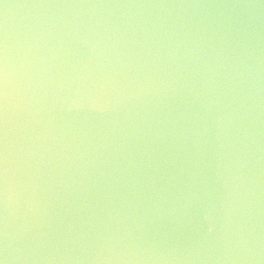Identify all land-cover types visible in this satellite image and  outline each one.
I'll return each mask as SVG.
<instances>
[{"label": "water", "instance_id": "1", "mask_svg": "<svg viewBox=\"0 0 264 264\" xmlns=\"http://www.w3.org/2000/svg\"><path fill=\"white\" fill-rule=\"evenodd\" d=\"M4 264H264V0H0Z\"/></svg>", "mask_w": 264, "mask_h": 264}, {"label": "snow or ice", "instance_id": "2", "mask_svg": "<svg viewBox=\"0 0 264 264\" xmlns=\"http://www.w3.org/2000/svg\"><path fill=\"white\" fill-rule=\"evenodd\" d=\"M6 106H7L6 68L4 65L3 57L2 55H0V203H2L4 199V183L6 177L5 151L3 146ZM0 264H4L3 260H0Z\"/></svg>", "mask_w": 264, "mask_h": 264}]
</instances>
